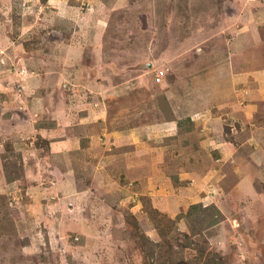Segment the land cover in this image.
I'll use <instances>...</instances> for the list:
<instances>
[{
  "label": "rangeland",
  "instance_id": "374dc122",
  "mask_svg": "<svg viewBox=\"0 0 264 264\" xmlns=\"http://www.w3.org/2000/svg\"><path fill=\"white\" fill-rule=\"evenodd\" d=\"M228 55L264 69V0H0V264H264V163L253 156L256 192L238 195L202 144L206 113L186 109L224 88L216 139L234 140L226 119L249 100L221 108L219 73L246 65ZM259 108L244 157L262 144Z\"/></svg>",
  "mask_w": 264,
  "mask_h": 264
},
{
  "label": "crops",
  "instance_id": "0c3cea01",
  "mask_svg": "<svg viewBox=\"0 0 264 264\" xmlns=\"http://www.w3.org/2000/svg\"><path fill=\"white\" fill-rule=\"evenodd\" d=\"M237 58H238V56L235 57L232 55H228V56H225L224 58H222V60L225 61L224 62L225 64L228 62L232 64L236 60V62H239L240 64H244V65L246 64V65L240 69L233 68V65H230L229 69L225 68V69H223L222 72L219 73V75H220L219 78H222L221 80L226 79L225 81H226V85H227V87H226V89H227V95H226L227 97L226 98L227 99L224 98L225 100L223 99L224 100L223 103L221 100V102H220L221 108L223 107V105H225V104H227V102H229L228 99H231L230 101H233V100L239 101L240 98L244 97V99L249 100L247 105H245V109L241 107L242 110L238 113V119H235V120L234 119H226V122H227L226 124L228 125V128L230 129V132L228 133V135L230 134L231 139H234V140H230L229 138H226V139H224V141L222 140L220 144H217L220 142L221 138L219 140L216 139V138H219L220 136H222V126L220 129V125H221L220 121L222 122V120H220V119H222V117L219 115V113L217 112V109H216L218 107L217 96L224 95V88H216V90L219 93V94H217V96H215V94L210 95L209 106H204V104L202 103L201 106H199L197 108H193L192 106H186V109L189 112L194 111L195 115H197L198 112L206 113L204 115L200 114V115H198V117H196V119H197L196 126H198L200 128L202 127L203 129L207 130L204 132L205 135H203L201 137L202 138L201 139L202 144H208V145L214 144L211 148H212V150H218L216 155L221 157L220 159H217V162H220V164H221V169L218 171L221 172V175L225 176V178L223 179L224 184L226 185L227 183H231V182L234 183L235 182L237 191H240L239 193H241L238 195L241 196L242 193L247 194V191L256 192L255 187L253 186V183L255 182V180L257 178L260 179L259 177L262 175V168L264 166V164H263L262 168H258V167L251 168V165H249L250 163H252V165L254 166L255 158L257 160H260L261 163H264V161H263V158H264V147H263L264 146V141H263L264 140V132L261 133V136L263 138H261L262 140L260 141V142H262V144L260 145V150H256L254 148L247 147V148H249L248 149L249 154H251V155L248 154L246 157H244L243 153L239 152V148L243 147V145H245L248 140L250 143H253V140H254V138L252 137L253 127L249 125V122L251 119H249L248 113L255 112V115H258L262 111V110H260L259 107H264V69H262V70L257 69V68L251 69V67L247 65L248 63L245 60V56H242V59L239 57V60ZM211 71L214 74V69H211ZM217 86H219V85H217ZM238 89H243L244 91L246 90L247 94L239 91ZM183 96H185V95H183ZM213 96H214V99H213ZM182 100H184V98ZM213 101H215V102L213 103ZM216 124H218L219 126H216ZM255 127H257V126H255ZM172 128H176V127L174 126ZM129 129H132V128H129ZM197 132L198 131H196V134H199V132L198 133ZM146 133H147V131H146ZM146 133H144V134H146ZM193 134H194V132H193ZM235 136L239 137L240 142H238V140L235 138ZM68 139L72 140V138H68ZM91 139H93V138H91ZM90 140H87V142H86L88 148H91L90 145L92 144V142ZM66 141L67 140H64L62 138H59L58 140L50 141L49 149L52 150V153H53L55 158H56V154H58L57 150L61 149L62 146L66 144V143H64ZM232 141L238 142V147H234L232 145ZM192 142L193 141H190V143H189L187 141V143L184 142V144L183 143L178 144V146L181 147L179 149L177 148V154L179 156L178 159L180 160V162L177 163L176 165H181V162L186 160V158L190 159L188 154H190L189 150H192V148H193ZM205 146L206 145H203V149H202L203 151H206ZM92 148L95 149L96 147H92ZM123 152H124V155H128V153H125V151H123ZM119 159H120V157H116V156L114 157L115 162ZM128 159L131 160V162L135 161L134 158L128 157ZM240 159H242V160L240 161ZM221 160H222V162H221ZM115 162H114V164H117ZM187 162H188L190 167L193 166V162H190V161H187ZM238 162H240V163H238ZM122 169H124V170H122ZM120 171H122V172L118 173V175L122 176L121 178H125L124 174L126 171V164L121 165ZM130 173H131V171H130ZM174 174H176L175 178L172 176L173 177L172 179L175 180L177 178V180H180V181L186 180V178L183 177V175L185 176L186 171L184 172V170L183 171L175 170ZM215 174L216 173L214 171V175ZM162 176L166 177V179L170 178V177H167V175L166 176L162 175ZM116 179L118 180L117 177H114L115 181H116ZM240 189L243 191H241ZM116 190L119 191V194L125 193V188L123 186L117 185ZM67 192H68V195L72 198L71 193H69V189L67 190ZM94 198L95 197L93 196V198L87 199V201L89 203H91L90 201H92V199H94ZM81 199H83V200L86 199V196L81 197ZM196 201H194V202H196ZM172 204H174V203H172ZM163 211L165 213H167L168 215L171 212V211L169 212L168 210L165 211L164 209H163ZM170 215H172V214H170ZM146 220L148 221L149 219L147 218ZM147 221L144 222V225L151 230H155L150 225V222L149 221L147 222ZM148 223H149V225H148ZM146 234L148 235L149 233H146ZM156 236H158V234H155V235L153 234L152 237L148 235L147 237H149L150 240L156 241V239H155Z\"/></svg>",
  "mask_w": 264,
  "mask_h": 264
},
{
  "label": "trees",
  "instance_id": "16d2710c",
  "mask_svg": "<svg viewBox=\"0 0 264 264\" xmlns=\"http://www.w3.org/2000/svg\"><path fill=\"white\" fill-rule=\"evenodd\" d=\"M201 206L200 203H197V204H194V205H191L187 211V215L190 214V212L193 210V209H199L198 207ZM203 212H206V211H209V219H208V223L212 226L214 225L215 223L219 222L220 221V212L219 211H216L215 213H211V211L209 209H204L202 210ZM133 234L131 231H128V230H123V229H117V228H114L113 231H112V238L113 239H117V238H127V237H132ZM133 238V237H132ZM145 264V263H144ZM147 264H150V263H147Z\"/></svg>",
  "mask_w": 264,
  "mask_h": 264
}]
</instances>
